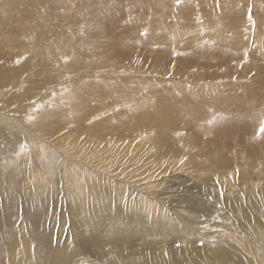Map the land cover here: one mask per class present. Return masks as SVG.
<instances>
[{
  "label": "rangeland",
  "instance_id": "obj_1",
  "mask_svg": "<svg viewBox=\"0 0 264 264\" xmlns=\"http://www.w3.org/2000/svg\"><path fill=\"white\" fill-rule=\"evenodd\" d=\"M84 2L0 0V73L3 70L8 73L0 78V95L5 93L7 97L14 93L20 79L26 75L43 76L50 81L66 77L69 84L81 88L76 91L79 102L86 100L88 103L90 100L86 108L89 105V109H96L89 112L91 131L86 122L76 125V132L78 129L81 132L77 134L81 138L80 153L86 154L91 147L94 149L92 157H87L92 170H95V158L98 159L102 152L96 157L97 148L91 141L117 139L121 129L130 130V120L133 123L130 132L133 128L141 132L168 124L167 118L179 117L177 119L187 129L196 132L198 141L216 137L221 144L227 143V147L222 146L228 157L240 150L251 149L255 138L264 139V133L260 131L264 127V0H87L83 12L76 15ZM38 19L54 24L52 29L40 26L36 29L34 24ZM44 29L52 33L53 44L62 41L57 30L70 33L77 29L81 32L67 35L63 43H59L56 49L54 47L55 50L45 52L44 43L39 38ZM15 65L22 69H14L15 72L11 73L9 69ZM101 75H108L109 80L125 79L134 86L143 84V92L136 99L148 98L137 103L134 110L126 111L124 106H115V99L104 95L109 81L99 79ZM155 108H158L157 115L150 112ZM66 112L69 109L62 113ZM109 121L114 122L112 132V127L106 126ZM62 131L71 134L69 128ZM82 133L90 135V143L83 142ZM141 138L131 135L129 145ZM28 140L27 137L21 138L20 145H25ZM39 143L48 144L43 139ZM40 144L41 155V150L47 148ZM118 144L124 147L126 142ZM119 153L111 151V156H119L117 160L120 162L113 172L108 173L106 179L98 175L93 182L92 176L85 177L84 188L74 189L73 199L67 198L61 181L63 173L62 176L57 173L56 184L51 186L48 183L51 192H46L44 186L45 193L41 197L14 193L9 183L0 180L1 189H11L7 195L0 194V264H28L34 255L40 261L36 264H62L58 255H62L64 263L94 264L104 253L103 248L111 245L109 242L104 246V230L122 219L123 222L126 219L139 222L137 229L123 238L122 243L127 244L129 252L142 258L145 264L152 263L153 259L149 258L147 250L151 237L143 231L149 227L158 234L166 232V236L162 232L152 237V242L157 243L165 254L170 251L174 256L172 250L179 248L185 251L184 257L190 258V252L200 250L198 254L194 251L193 263L216 264L214 247L220 241L233 258L234 254L242 258L241 253L245 261L250 262L240 251L238 242L242 234L247 236L244 233L247 232L246 226L249 227L246 209L239 210L240 205L226 209L220 204L226 188L220 186L219 177L227 175L229 169L239 176L238 167L233 162L217 174L196 167L187 170L185 166L179 167L178 161L175 168L161 164L155 169L150 163L141 164L137 158H131L130 162L129 154ZM69 154L83 161L86 158L75 152ZM55 155L60 157L56 151ZM184 156L180 154L174 158L187 161ZM27 160V164L18 163L15 169L22 184L34 173ZM126 160L127 168L123 164ZM41 170L40 174L53 176L46 166L43 165ZM153 171L155 176L150 177ZM129 178L138 180L134 187L126 185L131 181ZM162 182L166 183L157 186ZM236 184V193H241L243 188H251L257 193L264 189V179L259 175L237 178ZM22 189L24 192L36 191L37 185L32 188L23 185ZM131 191L139 198L140 195L146 198L139 207L125 203L124 199ZM225 192L228 195L229 192ZM152 196L155 200L149 199ZM34 197L38 203L23 202ZM239 198L235 196L234 200ZM232 199L230 203H234ZM159 203L167 208L172 219L183 217L187 222L183 225L184 230L171 224L163 225L158 217ZM183 203L187 207L182 209ZM195 205L208 208L200 211ZM188 211L204 214V218L198 219ZM78 241L81 242L78 245L82 244L86 250L74 247ZM100 241L103 247L98 245ZM10 248H15L12 256L7 254ZM205 248L213 249L208 251ZM258 253L263 255L262 250ZM183 260L177 258L181 264Z\"/></svg>",
  "mask_w": 264,
  "mask_h": 264
},
{
  "label": "bare ground",
  "instance_id": "obj_2",
  "mask_svg": "<svg viewBox=\"0 0 264 264\" xmlns=\"http://www.w3.org/2000/svg\"><path fill=\"white\" fill-rule=\"evenodd\" d=\"M86 3L87 0H85V2L79 8V11L76 13V15H80L83 12ZM37 23L34 24V26H36V29L40 27L51 28V26L54 25L51 23L46 24L45 19H38ZM49 31L50 30L48 29H44L39 33V38L44 43L43 50L45 52L55 50L59 43H63L65 41V37L67 35L79 34L81 32L77 29L71 30L70 33L64 29L57 30V33L61 35L62 41L60 40L58 44H53V41L51 40L52 33ZM14 69H22V67H18L17 65H15L11 67L9 71L11 73H14ZM6 72V70H3L0 73V78L8 76V73ZM107 77L108 75H101L99 79H106L107 81H109V83H107L108 85H106V91H104V95L107 98H114L115 106H124L126 111H129L130 109L134 110L136 107H138L137 103H139L143 99L145 100L148 98L141 96L139 99H136V97L138 95H141V93L143 92V84L134 86V84L127 83L125 79H123L124 81L120 79L111 80L112 78H110L109 80ZM50 83H53V85H50ZM77 90L82 89L76 88L69 84L66 80V77H58L53 81H50L43 76L30 77L26 75V78L24 77L20 79L14 93L7 97H5V93L0 95V180L2 182H4L5 184L9 183V186L13 188L14 193H23L27 197L32 194L41 197L45 193L44 186L46 187V192H51L48 183H51V186L56 184L57 178L59 177L57 173L61 174V176L63 173L65 175H63V178L61 177V181L65 188V192L67 193V198L73 199L74 189H77L79 186L84 188L85 177H88L89 175L92 176V182L94 180H97L98 175H102L106 179V175L108 173H112L114 170L113 168L119 165L120 162L119 160H117L119 156H111V151L113 150L121 152L125 155L129 154L130 162L132 161L131 158H137L141 162V164L146 162L150 163L153 167H155V169L161 164L167 165L168 168L170 165L174 167L175 165L180 164L179 167L184 168L185 166L187 170H192V167H196L197 169H209L210 171L218 174V172L222 173V169L229 167V164L233 162L235 166L238 167L237 172L239 173V176H236L234 172L229 169L227 175L219 177L220 186L223 188L225 187V191L229 192L228 195H226V192L223 191L224 196L220 197V204L224 205L226 209L237 205H240L239 210L243 208L246 209V213L248 214L246 223L249 224L250 228L246 226L247 232L244 231V233L247 234V236L242 234L241 239L238 241L240 244V251L248 256L251 264H264V247L262 246V244H264V189H262V191L259 193H257L256 190L252 191L251 188H243V191L241 193H239L240 191L236 193L235 190L238 186L237 184L235 185V180L237 178L239 180L240 178L247 175L252 177H254L255 175H259L261 179H264L263 138H255L257 140L255 141L254 146L251 149L246 151L240 150L236 154H233L232 157H228L225 153H223V151L226 149L223 146L225 145V147H227V143L224 142V144H221L220 139L216 137L206 138L204 142L198 141L197 136H195L196 132H192V129H187L181 123V121L177 119L179 117L167 118L169 121L168 124H159L141 132L138 130H134L133 128V132H130L132 130L131 128L133 126V123L130 120L129 116H127L126 118L130 120L132 126L130 130L128 128L129 131L121 129V134L117 136V139L114 138L110 140L111 138H101L99 141H91L90 135H87L85 133L81 134L82 136L84 135L82 139L83 142L87 141L86 143H90L91 141L92 145H94V147L98 149H95V152H97L96 157H99V152H102V155L104 154L103 157L101 155L98 159L95 158V170H92L93 167L88 164L87 157H92L94 149H92L91 147L87 149L86 154L84 152L80 153L81 151L79 150V144L81 142V138L77 134L81 132L79 129V131L77 130L76 132L77 124L79 125L80 122H89V112L92 108L89 109V105L88 108H86V105L90 102V100L88 101V103L86 100H83L81 103L79 102V97L76 93ZM64 109H69V112L62 113ZM37 110H39V112H36ZM148 111L149 109H147L146 113ZM150 112L157 115L158 108H155ZM124 123L126 124V122ZM88 124L89 131H91L92 125L91 123ZM106 126L112 127L110 128L111 132L113 131V129H115L113 121H109ZM65 128H69L71 130V134H67L66 131H62ZM123 131H125L126 134H124ZM108 133L110 134V132H107V135ZM131 135L135 137H137V135L138 137L142 136V138L136 143L129 145L131 141L128 140V138ZM24 137L29 138V140L26 141L27 143H25V145L21 146L20 140ZM39 137L43 139V141H47L48 144H40L39 141L41 139ZM123 141L126 142L124 147L123 145L120 146V144H118ZM38 144L46 147L48 150L40 149V155ZM101 144L103 145L102 147H100ZM55 151L60 155V157L56 158ZM71 152H75L77 153V155H82V158H86L83 161L79 157H74V154L73 156H71V154H69ZM37 154L40 155L39 158H37ZM180 154H184V157L187 158V161H179L178 158H174ZM166 156L169 157L166 158ZM27 158L31 162L34 173L29 175L27 180H25V183L22 184L21 179L17 175V171L15 169L16 167H18V163L27 164ZM176 161H178L179 164H177ZM123 164L124 167L127 168V160L124 161ZM43 165L47 167L48 171L53 173V176L46 177V175L40 174ZM104 166H107V170L104 168ZM81 168H85L84 171H79V169ZM96 168H99V170H97ZM203 171H201V174L203 173ZM197 172L195 171L194 173ZM188 173L191 172L189 171ZM151 174L152 176L150 177H153V175L155 176L154 171L151 172ZM80 177L83 179L82 182ZM130 180V183L126 185L134 187V183H136L138 180L133 178H131ZM160 182L161 181H159V183ZM164 183L166 182H162L160 185H156L161 186ZM23 185H26V187L30 188H32L33 185H37V190L24 192L22 189ZM114 185L118 186L117 183H115ZM211 190L212 189H209V191ZM10 192L11 189L10 191H8L0 188V194L7 195ZM132 193H130V195H126V198L124 200L127 202L125 203H128V205L130 204V206L133 207H136L137 205L139 207V205L144 201L143 199L146 198L141 197V195L139 198L135 195L134 192ZM219 193H215L214 195H218ZM235 196L238 198L240 196V198L234 200ZM222 198H224L223 202H221ZM230 198H233L232 200H234V203H230ZM149 199L155 200V197L152 196ZM23 202H31L36 204L38 203V200L37 197H34L32 199H25ZM183 204H181L182 209L184 208V206L187 207L185 203ZM85 206L86 204L84 206L82 205V208H85ZM195 207L200 208V211H206L205 208H208L205 205H195ZM166 209L167 208L163 206L162 203H159V205H157V210L159 211L158 217L162 220L163 225L171 224L174 227L183 228L184 230L183 225H185L187 222L183 219V217L180 215L177 218L172 219L171 213L169 215V212ZM188 212L198 219L204 218V214L193 213L192 211ZM134 215H136L135 212ZM138 223L139 222H135L131 219H126L123 222L122 219L117 220L106 227L103 233V237L106 240L104 246L109 242H111V245L103 248L104 253L94 261V264H145L142 262V258L136 256L135 253L131 254L129 252L127 244L122 243L123 238L127 237L130 232L137 229ZM95 228L96 226L94 227V229ZM143 231L149 237H151V241L147 245L149 258L153 257L151 261L152 263L150 264H181L177 261L178 257L184 259L182 261L183 264H187L189 262L190 264H201V262L193 263L195 257L191 259L194 251H196V253L198 254L201 252L200 250H194L193 252H190V258L184 257L185 251L182 252L179 248L172 250L174 256H172L170 251H167L165 254L163 249L157 246V243L152 242V239L156 235H159L160 233L165 231H162L158 234L155 232L153 227L146 228ZM219 242L217 246L214 247L215 254L213 255V257L214 260H216V264L250 263L248 261H245L246 258L244 255L242 256L241 253L240 255L242 258L238 257L236 254H234L233 258L231 256L232 253H227L224 249L223 244ZM79 243L81 242L78 241L74 247H81L86 250V248L82 244L81 246H79ZM101 243L103 242H98V245L102 246ZM232 243L233 242H230V244ZM211 249L213 248H205V250L208 251H210ZM259 250L263 251L262 256H260V254L258 253ZM28 251L32 257L31 251ZM14 252L15 248H12V250L10 248L7 254H11L12 256ZM58 256V260L61 261L62 264H82V262L64 263L62 261L63 258H61L62 255ZM37 262L40 261H38V259H36V256L34 255V257L30 259L28 264H36ZM83 264H89V262H84Z\"/></svg>",
  "mask_w": 264,
  "mask_h": 264
},
{
  "label": "snow or ice",
  "instance_id": "obj_3",
  "mask_svg": "<svg viewBox=\"0 0 264 264\" xmlns=\"http://www.w3.org/2000/svg\"><path fill=\"white\" fill-rule=\"evenodd\" d=\"M260 131L261 133H264V127H261Z\"/></svg>",
  "mask_w": 264,
  "mask_h": 264
}]
</instances>
